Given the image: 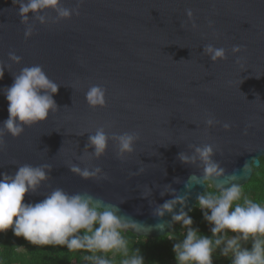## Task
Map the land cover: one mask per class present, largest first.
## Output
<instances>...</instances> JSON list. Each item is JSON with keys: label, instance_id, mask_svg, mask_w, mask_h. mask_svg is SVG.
Masks as SVG:
<instances>
[{"label": "water", "instance_id": "water-1", "mask_svg": "<svg viewBox=\"0 0 264 264\" xmlns=\"http://www.w3.org/2000/svg\"><path fill=\"white\" fill-rule=\"evenodd\" d=\"M78 2L62 0L67 8ZM79 11L53 22L56 13L48 10L43 14L49 22L43 25L29 13L34 33L26 40L18 5L0 0V64L6 66L0 122L8 118L3 89L22 68L40 65L61 85L54 95L58 110L26 127L19 138L5 136L0 150V173L14 174L23 164L52 166L51 179L36 194H26L24 202H39L56 187L88 192L117 204L121 214L145 227L140 236L154 238L177 225L171 214L153 215L174 198L171 192L160 195L166 185L187 195L188 213L205 189L185 187L200 172L197 164L178 159L181 152L192 155L189 145H213L214 159L229 174L242 173L250 163V171L239 178L242 186L247 183L252 167L264 159V0H83ZM208 44L224 48L227 59L213 63L203 54ZM236 45L242 51L234 55ZM10 52L22 58L19 64L9 59ZM93 85L106 89V106L86 103ZM207 114L219 123L206 126ZM101 126L109 134L137 132L140 139L123 161L109 142L106 154L90 162L107 179L84 180L70 172L69 164L85 166L78 157L88 133ZM145 186L149 196L143 195Z\"/></svg>", "mask_w": 264, "mask_h": 264}, {"label": "clouds", "instance_id": "clouds-1", "mask_svg": "<svg viewBox=\"0 0 264 264\" xmlns=\"http://www.w3.org/2000/svg\"><path fill=\"white\" fill-rule=\"evenodd\" d=\"M18 5L20 22L25 25L24 37L27 40L34 33L30 15L41 25L49 18L43 13L52 10L56 13L53 22L79 16L80 4L72 8L63 6L62 0H12ZM189 20L193 19L191 9L186 10ZM196 28V24H192ZM209 27L212 23L209 22ZM214 35H217L215 32ZM235 55L242 51L238 45L232 47ZM203 54L213 63L226 60L224 48L212 44L203 47ZM9 59L19 64L21 57L9 53ZM241 59L236 62L239 63ZM6 66L0 64V80ZM61 85L51 80L42 66L24 67L13 75V84L3 89L8 101V118L0 122V150L5 145V136L19 138L26 127L45 121L58 110L54 95ZM89 107L106 106V89L100 85L91 86L85 93ZM205 125L211 127L219 123L207 114ZM225 129L229 124H223ZM83 153L78 157L84 167L69 164L71 173L84 180L107 179V174L99 166L90 164L106 154L109 142L115 146L117 159L123 161L134 152V145L140 139L137 132L109 134L105 126L88 133ZM192 155L181 152L178 159L185 164H197L199 174L189 177L186 188L205 186V191L197 197V207L203 220L210 225V235H205L193 227L192 217L184 210L187 195L175 193L170 185L164 187L161 196L171 192L174 196L156 207L153 215L164 217L171 214L173 224H179L183 237L175 239L173 253L176 264H214L218 254L230 264H264V202H257L244 194L239 183L241 174L250 171V163L244 165L240 174H229L220 162L215 160L216 149L211 144L189 145ZM14 174L0 173V233L11 229L13 236L23 238L37 248L59 247L68 252H82L83 264H146L141 250L130 248L128 234L137 237L145 232V227L130 216L121 214L117 204L88 193H69L63 188H52L39 202H24L26 194H36L50 179L52 166L23 164ZM142 171V170H141ZM220 181V183H217ZM151 190L145 186L144 196ZM181 205L178 212L174 211ZM163 230L165 225L159 223Z\"/></svg>", "mask_w": 264, "mask_h": 264}, {"label": "trees", "instance_id": "trees-1", "mask_svg": "<svg viewBox=\"0 0 264 264\" xmlns=\"http://www.w3.org/2000/svg\"><path fill=\"white\" fill-rule=\"evenodd\" d=\"M252 169L251 178L242 186L244 194L257 202H264V159L260 158L259 166ZM204 191L205 189L202 193ZM188 214L194 221L193 227L198 228L202 234L210 235V225L203 220L197 202ZM182 237L183 231L177 224L170 232L159 237H137L129 233L127 238L130 248L138 247L141 250L146 264H176L173 243L175 239ZM83 255L85 253H71L59 247L37 248L22 237L13 236L11 229L0 233V264H83ZM213 260L214 264H230L229 260L218 254L214 255Z\"/></svg>", "mask_w": 264, "mask_h": 264}]
</instances>
